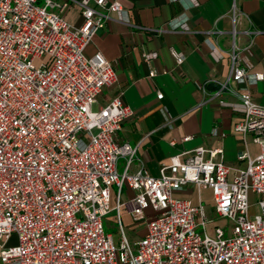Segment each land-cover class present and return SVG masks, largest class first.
Wrapping results in <instances>:
<instances>
[{"label": "built area", "instance_id": "built-area-1", "mask_svg": "<svg viewBox=\"0 0 264 264\" xmlns=\"http://www.w3.org/2000/svg\"><path fill=\"white\" fill-rule=\"evenodd\" d=\"M72 5L78 26L65 19ZM112 11L128 21L118 0H0V264H264V106L247 89L239 94L235 129L260 150L240 152L247 162L232 175L221 149L203 146L171 157L156 176L141 164L131 171L137 148L116 134L133 110L120 95L95 106L116 74L101 53L84 54ZM230 58L217 94L231 81L264 79ZM124 185L134 191L132 220L145 224L133 241L121 222ZM187 186L210 190L214 218L201 200L175 195ZM112 211L117 244L103 224ZM215 218L226 223L209 234Z\"/></svg>", "mask_w": 264, "mask_h": 264}, {"label": "crops", "instance_id": "crops-1", "mask_svg": "<svg viewBox=\"0 0 264 264\" xmlns=\"http://www.w3.org/2000/svg\"><path fill=\"white\" fill-rule=\"evenodd\" d=\"M118 1L128 21L110 12L84 54L101 53L116 74L115 82L102 89L95 106L120 95L133 110L116 134L118 141H128L137 148L130 170L141 164L156 176L171 157L183 159L182 153L196 146L221 149L217 157L230 167V175L244 167L247 159H239L240 152L254 157L260 148L249 134L235 129L241 113L234 106L244 89L255 103L264 106V79L231 81L218 94L217 90L230 73L232 53L247 73H264V0ZM65 19L80 25L79 7L70 6ZM172 50L184 56L181 65L176 64ZM151 52L156 56L145 57ZM157 92L162 98L156 97ZM117 168L122 171V160ZM123 189L122 225L123 218L129 229L139 224L143 235L145 224L134 222L130 215L134 191L127 186ZM175 195L193 203L201 200L208 215L215 217L210 190L198 194L195 187L187 186Z\"/></svg>", "mask_w": 264, "mask_h": 264}, {"label": "rangeland", "instance_id": "rangeland-1", "mask_svg": "<svg viewBox=\"0 0 264 264\" xmlns=\"http://www.w3.org/2000/svg\"><path fill=\"white\" fill-rule=\"evenodd\" d=\"M121 160L122 159L119 160V163H118L119 166H120ZM113 187L115 188V186H113ZM123 187L125 188L126 186L124 185ZM122 192H125V190L123 189ZM203 196L207 197L208 194L205 192V193H203ZM249 204H250L249 205V214L250 215H253V214L259 212L258 196H257V194H255L252 191L249 193ZM225 223H226L225 220L220 219V218H215L214 222L209 223V225L207 226L209 234H211L210 229H211L212 226L218 225V226H222L223 227L225 225ZM103 224H104L105 232L112 233L114 242L117 244L118 238H119V230H118V227H117L118 224H117V222L115 220V216H114V214L112 212H110L104 218ZM123 227H124L125 234H126L127 238L130 241H133L135 238L141 237V235L139 233V229H140L141 226L139 224H135L133 229H129L127 227V225L125 224V220L123 218ZM197 231H200V230L198 229ZM12 242H15V236L14 235L12 236Z\"/></svg>", "mask_w": 264, "mask_h": 264}, {"label": "trees", "instance_id": "trees-1", "mask_svg": "<svg viewBox=\"0 0 264 264\" xmlns=\"http://www.w3.org/2000/svg\"><path fill=\"white\" fill-rule=\"evenodd\" d=\"M214 88H215V89H218V87H216V86H215Z\"/></svg>", "mask_w": 264, "mask_h": 264}]
</instances>
